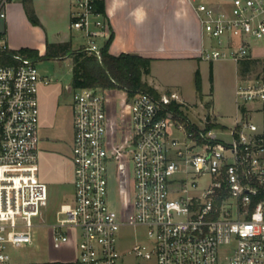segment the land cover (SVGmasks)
Wrapping results in <instances>:
<instances>
[{
    "label": "built area",
    "instance_id": "1",
    "mask_svg": "<svg viewBox=\"0 0 264 264\" xmlns=\"http://www.w3.org/2000/svg\"><path fill=\"white\" fill-rule=\"evenodd\" d=\"M71 1L70 28L84 39L79 48L101 60L113 33L105 0ZM190 1L204 40L199 57L249 64L235 88L238 112L231 128L214 130L211 119L191 122L175 92H136L127 144L134 146L127 151L131 218L108 202L104 91L72 86L74 194L47 223L38 88L50 79L0 32V264H122L128 254L155 264H264V57L253 47L264 37V0ZM10 2L0 0V18ZM39 227L49 228L54 249L74 239L75 255L15 262L10 250L32 245ZM127 227L141 230L131 235ZM131 236L133 244L122 249Z\"/></svg>",
    "mask_w": 264,
    "mask_h": 264
},
{
    "label": "rangeland",
    "instance_id": "2",
    "mask_svg": "<svg viewBox=\"0 0 264 264\" xmlns=\"http://www.w3.org/2000/svg\"><path fill=\"white\" fill-rule=\"evenodd\" d=\"M61 26V33L71 41V49H78L84 39L81 34L69 27ZM20 38L26 49H37L39 56L37 68L40 74L47 75L51 84L62 87L59 111L56 121L51 127L39 129L40 142L42 135L45 140L57 142L58 150L66 158L60 163L65 170L63 179L59 183L47 184L48 202L45 220L48 224L55 221V213L59 206L71 202L74 194L72 141H73V109L71 105L72 86V59L68 54L64 57L44 56V42L40 40L38 31L25 29L20 32ZM254 51L264 57V37L253 40ZM22 49V48H17ZM200 72V90L197 89L196 70ZM239 65L232 59H220L213 62L204 59L158 61L152 64L151 82H155L164 93L175 92L185 107L187 117L196 125L202 126L206 117L210 116V124L214 130L233 126L237 114L235 88L239 82ZM149 82V81H148ZM150 84V83H148ZM152 86V85H151ZM106 112L108 116L105 145L108 150L107 178L108 202L124 217L131 218L133 214V162L131 152L125 151L127 144L132 140V120L130 99L121 90L104 91ZM255 119L259 120V116ZM225 138L228 139L226 136ZM39 142V147L41 143ZM48 145V144H47ZM139 230L125 228V233L136 234ZM131 241L121 245L122 249L130 247ZM138 239H145L140 233ZM75 244L71 242L61 249H54L50 242L48 227L36 228L33 234V244L12 248L10 253L15 262H42L48 260H63L75 255ZM122 264H155L153 259H138L128 254Z\"/></svg>",
    "mask_w": 264,
    "mask_h": 264
},
{
    "label": "crops",
    "instance_id": "3",
    "mask_svg": "<svg viewBox=\"0 0 264 264\" xmlns=\"http://www.w3.org/2000/svg\"><path fill=\"white\" fill-rule=\"evenodd\" d=\"M210 1L222 3L228 0ZM71 8V0H11L6 18H0V32L6 34L12 48L23 49L26 43H23L24 38H20V32L25 29L38 31L40 40L44 42V55L49 43H71L61 33L62 24L70 20ZM104 9L113 32L109 52L114 55L134 53L151 57L150 73L144 76V80L149 81L160 94L165 91L147 79V76L151 77L152 64L200 59L199 51L204 43L202 28L190 0H105ZM29 15L36 18L38 23L32 22ZM32 58L37 62L38 59ZM42 76L49 78L44 74ZM49 82H41L38 88L40 131L55 123L61 107L62 87L50 85ZM44 138L42 135L38 149V176L46 184L59 183L65 172L60 163L65 161L67 165L68 158L59 152L57 142ZM71 242L75 244L74 239Z\"/></svg>",
    "mask_w": 264,
    "mask_h": 264
},
{
    "label": "trees",
    "instance_id": "4",
    "mask_svg": "<svg viewBox=\"0 0 264 264\" xmlns=\"http://www.w3.org/2000/svg\"><path fill=\"white\" fill-rule=\"evenodd\" d=\"M34 23L37 19L29 15ZM113 37L104 43L102 48V59L99 60L93 54L83 49H71L70 42L49 43L44 56L63 57L70 55L72 59V86L90 87L106 90H121L126 93L130 99L136 92L146 91L156 97L160 93L147 81L144 76L150 73L151 57L134 53H121L114 55L109 52V46ZM36 59H39L38 51L34 49H21ZM249 64L243 62L239 64L240 72H244ZM197 89L200 90V72L196 70ZM172 106L178 108L179 104L172 103Z\"/></svg>",
    "mask_w": 264,
    "mask_h": 264
},
{
    "label": "water",
    "instance_id": "5",
    "mask_svg": "<svg viewBox=\"0 0 264 264\" xmlns=\"http://www.w3.org/2000/svg\"><path fill=\"white\" fill-rule=\"evenodd\" d=\"M206 119H207V120H210V116L208 115V116L206 117ZM133 148H134L133 145H129V146H127V148L125 149V151H129V150H131V149H133Z\"/></svg>",
    "mask_w": 264,
    "mask_h": 264
}]
</instances>
